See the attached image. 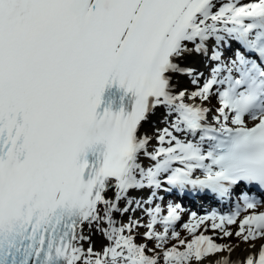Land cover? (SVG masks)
Returning a JSON list of instances; mask_svg holds the SVG:
<instances>
[{
    "label": "snow or ice",
    "instance_id": "obj_1",
    "mask_svg": "<svg viewBox=\"0 0 264 264\" xmlns=\"http://www.w3.org/2000/svg\"><path fill=\"white\" fill-rule=\"evenodd\" d=\"M0 264H264V0H0Z\"/></svg>",
    "mask_w": 264,
    "mask_h": 264
},
{
    "label": "bare ground",
    "instance_id": "obj_2",
    "mask_svg": "<svg viewBox=\"0 0 264 264\" xmlns=\"http://www.w3.org/2000/svg\"><path fill=\"white\" fill-rule=\"evenodd\" d=\"M242 2H247V0H242ZM200 204H202V201H200ZM193 206H195V205H193Z\"/></svg>",
    "mask_w": 264,
    "mask_h": 264
},
{
    "label": "rangeland",
    "instance_id": "obj_3",
    "mask_svg": "<svg viewBox=\"0 0 264 264\" xmlns=\"http://www.w3.org/2000/svg\"><path fill=\"white\" fill-rule=\"evenodd\" d=\"M213 104H215V100H213Z\"/></svg>",
    "mask_w": 264,
    "mask_h": 264
}]
</instances>
